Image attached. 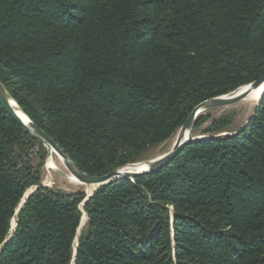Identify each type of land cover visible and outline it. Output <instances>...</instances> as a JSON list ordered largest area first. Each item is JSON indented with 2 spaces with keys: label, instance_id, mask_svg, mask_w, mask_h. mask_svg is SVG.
Returning a JSON list of instances; mask_svg holds the SVG:
<instances>
[{
  "label": "trees",
  "instance_id": "16d2710c",
  "mask_svg": "<svg viewBox=\"0 0 264 264\" xmlns=\"http://www.w3.org/2000/svg\"><path fill=\"white\" fill-rule=\"evenodd\" d=\"M263 73L264 0H0L1 84L89 175L142 159L195 105ZM228 124L80 209L84 192L20 164L17 148L42 144L0 107V264H264V92L219 134Z\"/></svg>",
  "mask_w": 264,
  "mask_h": 264
},
{
  "label": "rangeland",
  "instance_id": "374dc122",
  "mask_svg": "<svg viewBox=\"0 0 264 264\" xmlns=\"http://www.w3.org/2000/svg\"><path fill=\"white\" fill-rule=\"evenodd\" d=\"M247 85L248 83L241 85L235 90L223 95H234L240 92ZM258 102L259 101H256L253 104V101L251 102L247 101V96H246L240 100L231 103L211 104L205 107L196 115L192 123V136L198 139L209 136L210 134H208L207 129L213 127L214 121L223 119L225 117L229 119V124L226 125V127L220 130L218 133L222 135L234 133L247 122L248 118L253 113L255 106L258 104ZM196 122L199 123L196 125L195 124ZM183 124L168 139L161 142L160 144L148 148L143 153L142 159L137 160L135 162L127 163L123 166H126L125 168H129V169L136 168L133 170H138L139 168L144 167L146 163L154 160L155 158L169 151L181 139L184 138L186 133V128L185 125ZM27 142H28L27 145L29 147H24V149L17 148L16 153L18 154L26 153V156L28 155L25 159L23 158L22 160H20V164L23 166H31L33 169L39 172L40 174L39 185L43 184L46 187L64 193L84 192L85 197L87 196L86 188L88 187V185L75 177V175L70 170L68 163L61 156H59L50 147L46 146L44 143H41L40 141L39 142L42 144L41 147L36 145V143H32L31 141H25V143ZM34 187L36 186L34 185L33 187L32 186L29 187L30 189L29 192H31L34 189ZM81 203L79 205L80 209H81ZM84 213L85 212L82 211L80 224L78 226L76 238L74 240L75 242L74 246L76 245L77 242V236L80 234L86 223V218H84L85 216Z\"/></svg>",
  "mask_w": 264,
  "mask_h": 264
},
{
  "label": "water",
  "instance_id": "95a60500",
  "mask_svg": "<svg viewBox=\"0 0 264 264\" xmlns=\"http://www.w3.org/2000/svg\"><path fill=\"white\" fill-rule=\"evenodd\" d=\"M262 82H264V73L258 77L256 80L252 81L250 84L245 86L240 92L234 94V95H218L211 98H208L206 100L201 101L197 105L193 107L191 112L189 113L186 121L183 125H185L186 128V137L181 139L173 148H171L166 153L162 154L161 156L155 158L154 160L146 163V165L143 168H139L138 170L133 169H124L126 166L116 168L108 173H104L101 175H88L85 172L81 171L76 164L68 157L66 153L62 151V149L58 146V144L50 137L48 136L42 129H40L37 125H35L32 122L33 126H29L24 122L17 114L16 110L12 107L11 102L13 101L6 92L5 88L0 82V107L12 118H14L32 137L40 141L41 143H44L46 146L50 147L54 152H56L59 156H61L69 165L70 170L75 175L77 179L82 181L85 184L88 185H95L93 191L101 184L109 183L111 181L121 179V178H128L133 179L136 176H140L142 174L153 172L160 167L166 165L169 163V161L179 153V151L188 143L197 140L198 138H194L192 136V123L196 117V115L205 107L211 105V104H222V103H231L237 100H240L246 96L249 95V93L255 89L258 85H260ZM264 92V90H263ZM262 92V94H263ZM262 94L260 98L262 97ZM259 98V99H260ZM14 102V101H13ZM208 137V136H207ZM206 138V137H205ZM41 186H44L41 184ZM38 186L34 187L33 190H35ZM32 190V191H33ZM31 191V192H32ZM92 191V192H93ZM25 194L21 199V202L19 203L18 207L16 208L15 213L21 208L23 205L25 199L30 195V193ZM92 192L90 194H87V196L84 198L81 207L83 206L84 202L92 195ZM87 220V216H86ZM16 226V222H15ZM15 226L12 228L11 226V232L14 231ZM11 235L6 238L4 241L7 242L10 239ZM77 242L74 247V251H76ZM1 251V248H0ZM75 259V252H74V258ZM72 264H74L72 262Z\"/></svg>",
  "mask_w": 264,
  "mask_h": 264
},
{
  "label": "bare ground",
  "instance_id": "6f19581e",
  "mask_svg": "<svg viewBox=\"0 0 264 264\" xmlns=\"http://www.w3.org/2000/svg\"><path fill=\"white\" fill-rule=\"evenodd\" d=\"M264 90V82H262L260 85H258L255 89H253L249 95L247 96V101L251 102L253 101V104L254 102L256 101H259V98L262 94ZM244 100V99H243ZM242 102V101H241ZM12 104V107L16 110L18 116L24 121L26 122L27 125L29 126H33L32 122L29 120V118L18 108V106L12 101L11 102ZM186 133H185V136L184 138L186 137ZM51 160V159H50ZM132 167V166H131ZM143 168V167H141ZM124 169H128V168H124ZM132 169H136V168H132ZM43 181V180H42ZM50 182V181H49ZM88 185V184H87ZM33 187V186H32ZM95 185H88V187L86 188V191H87V194H90L93 189H94ZM29 188L26 190L25 194L29 193ZM85 214V213H84ZM84 218H86V214L84 216ZM11 226L12 228L15 226V218L13 217L12 218V221H11ZM75 243V242H74ZM75 247V246H74ZM74 250V249H73Z\"/></svg>",
  "mask_w": 264,
  "mask_h": 264
}]
</instances>
